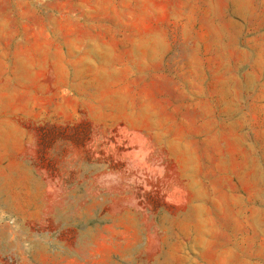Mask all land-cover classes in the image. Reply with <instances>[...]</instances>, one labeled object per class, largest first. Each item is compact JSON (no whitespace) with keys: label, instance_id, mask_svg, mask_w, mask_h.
Here are the masks:
<instances>
[{"label":"rangeland","instance_id":"374dc122","mask_svg":"<svg viewBox=\"0 0 264 264\" xmlns=\"http://www.w3.org/2000/svg\"><path fill=\"white\" fill-rule=\"evenodd\" d=\"M0 264H264V0H0Z\"/></svg>","mask_w":264,"mask_h":264}]
</instances>
